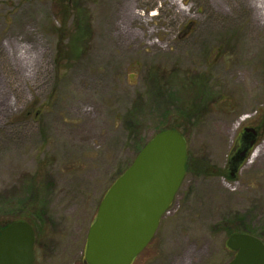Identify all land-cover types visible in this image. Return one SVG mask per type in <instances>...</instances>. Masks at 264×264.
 I'll return each mask as SVG.
<instances>
[{"label": "rangeland", "instance_id": "rangeland-1", "mask_svg": "<svg viewBox=\"0 0 264 264\" xmlns=\"http://www.w3.org/2000/svg\"><path fill=\"white\" fill-rule=\"evenodd\" d=\"M263 1L0 0V230L35 186L33 264H87L102 200L165 127L193 170L134 264H227L230 228L264 242ZM197 83L193 125L176 104Z\"/></svg>", "mask_w": 264, "mask_h": 264}, {"label": "water", "instance_id": "water-1", "mask_svg": "<svg viewBox=\"0 0 264 264\" xmlns=\"http://www.w3.org/2000/svg\"><path fill=\"white\" fill-rule=\"evenodd\" d=\"M247 132L256 134L254 129ZM187 160V141L175 129L158 133L142 148L98 208L88 233L87 264H133L172 205L187 174ZM226 245L236 253L227 264H264L261 239L234 233ZM34 248L35 231L28 222H12L0 230V264H33Z\"/></svg>", "mask_w": 264, "mask_h": 264}, {"label": "trees", "instance_id": "trees-1", "mask_svg": "<svg viewBox=\"0 0 264 264\" xmlns=\"http://www.w3.org/2000/svg\"><path fill=\"white\" fill-rule=\"evenodd\" d=\"M60 1H63V0H60ZM61 4H63V3H61ZM62 22L65 25V19ZM196 85L198 87V90H196L195 99H193L190 102H188V101L185 102L184 101V102H178V104H176L177 105V109H179L180 115L185 117L186 119L191 120L193 125L199 123L203 119L205 113L208 110V105H209V104L206 103V99H203L204 97L203 98L201 97L202 93L205 91L204 90V85L202 87H200V88H199L200 84L198 85V83H197ZM200 89H203L204 91L201 92ZM171 96L172 95L170 94V97ZM161 107L162 106H160V108ZM163 110L166 112L168 110V106H166ZM167 114H169V112H167ZM262 124L264 125V116H263V119H262ZM170 129L177 130L176 127L175 128L174 127L160 128L155 135H157L160 132H163L165 130H170ZM143 147H144V145L141 148H143ZM191 165H192L191 158L189 157V151H188L187 173L190 172V170H193ZM199 166H200L199 168H202V170L200 172H198L199 174H202L204 176H215V174L218 175V171L219 170L217 169V167L215 165L211 164L208 161L201 160V162H199ZM32 187H33L32 191L30 189V194L32 193L31 197L29 198V200H27V199H25V200L28 201L27 205L30 204V209H32L33 212H35V213L37 212L39 214V212H38L39 209L41 211H42V208H44L46 210V208H45L46 205L44 204L43 201H41L38 198V194H39L38 193V189H36L35 186H32ZM27 205H26V203L23 204L21 202V203L17 204V206L19 207L18 209L15 208V209H12V210L9 211L10 214L14 213L13 216L17 215L15 213H20V215H18L19 217H14V219L12 221H19V220H25L26 221L27 220L26 217H25L26 216L25 208H26ZM27 221H29V220H27ZM7 226H5V227H7ZM228 232H229L228 234L231 236L232 234L236 233V230L230 228V229H228Z\"/></svg>", "mask_w": 264, "mask_h": 264}, {"label": "bare ground", "instance_id": "bare-ground-1", "mask_svg": "<svg viewBox=\"0 0 264 264\" xmlns=\"http://www.w3.org/2000/svg\"><path fill=\"white\" fill-rule=\"evenodd\" d=\"M261 5H262V8H263L264 7V1H263V3H261ZM261 14L264 16V10H263V12L261 11ZM237 127H238V125H236L235 128H237ZM262 154H264V143L261 146H259L257 152L254 155V158H256V157H258L259 155H262Z\"/></svg>", "mask_w": 264, "mask_h": 264}, {"label": "flooded vegetation", "instance_id": "flooded-vegetation-1", "mask_svg": "<svg viewBox=\"0 0 264 264\" xmlns=\"http://www.w3.org/2000/svg\"><path fill=\"white\" fill-rule=\"evenodd\" d=\"M135 262V261H134ZM134 264V263H133Z\"/></svg>", "mask_w": 264, "mask_h": 264}]
</instances>
